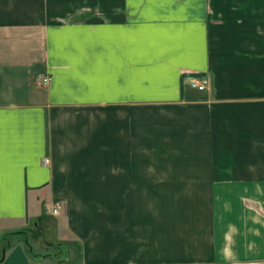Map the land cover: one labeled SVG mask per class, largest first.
<instances>
[{"label":"crops","instance_id":"1","mask_svg":"<svg viewBox=\"0 0 264 264\" xmlns=\"http://www.w3.org/2000/svg\"><path fill=\"white\" fill-rule=\"evenodd\" d=\"M157 105L176 106L174 125L154 110L175 157L151 155ZM169 165L179 191L210 198L187 224L189 259L264 264V0H0V222L17 226L0 233L44 205L65 211L85 262L91 245L101 262L131 260L142 228L132 200L121 222L119 198L150 196ZM96 197H111L110 228L93 227ZM30 251L11 238L0 264H53Z\"/></svg>","mask_w":264,"mask_h":264},{"label":"rangeland","instance_id":"2","mask_svg":"<svg viewBox=\"0 0 264 264\" xmlns=\"http://www.w3.org/2000/svg\"><path fill=\"white\" fill-rule=\"evenodd\" d=\"M184 87V86H183ZM186 88V87H185ZM187 92H192L187 90ZM146 109L153 110L150 113V122L152 125V157H164V156H176L174 130L172 129L171 142L167 145L161 143L162 128L160 123L166 118L161 116V112L154 111L155 109H171L169 115L171 124H175V105L169 106H151ZM165 114V113H164ZM146 117L145 119H147ZM143 140V139H142ZM164 168L165 166L153 165V168ZM171 175L163 176L158 174H152L153 188L151 195L148 197L136 196L129 197L127 195L120 196V219L121 222H126L128 219L126 216V207L128 202L134 201L132 205L137 214L135 218L136 226H140L141 231L136 235L135 258L131 260H123L119 263L101 262L98 260L96 248H92L91 245L88 249V256L90 261L85 262L83 258V244L76 237L71 236L70 233L64 231L60 223L64 222L65 211L58 213L56 217H52L46 211L45 206H42L44 211V217L39 219L31 218L26 222L24 227L17 229L15 233L16 237L8 235L7 232L0 233V246L4 247L11 238L21 239L25 238V243L32 247L30 251L31 255H34L36 259L44 258L53 264H213L214 261L205 262L203 260H191L190 254L197 252V246L189 244L190 242L185 238L187 236V224L191 223L192 216H198V207L201 205L209 206L210 198H202L192 196L188 190H178L177 188V176L175 174V165H169ZM163 176V177H162ZM88 201V199L84 198ZM114 202H115V198ZM43 198L40 201L43 202ZM49 199H47L48 201ZM95 210L97 212L95 217L94 226L109 227L111 224V197H96L95 198ZM29 216L33 214L30 198H28ZM59 206H62L60 200ZM144 205L150 211V236H149V248L147 254H144V237H143V214L142 208ZM40 207V206H38ZM40 209V208H39ZM62 209V208H61ZM124 210V211H123ZM36 220V224H33ZM123 220V221H122ZM1 223V222H0ZM0 226L6 228L5 231L12 229L16 225L10 224V222L1 223ZM17 227V226H16ZM19 227V226H18ZM16 229V228H15ZM13 231V230H12ZM11 231V232H12ZM97 232V229H96ZM21 233V234H20ZM91 234V231H90ZM92 241V239L90 240ZM191 243V242H190ZM100 249V248H99ZM150 257V260H144L145 256ZM132 257V256H131ZM163 258V259H161ZM94 260V261H93Z\"/></svg>","mask_w":264,"mask_h":264},{"label":"built area","instance_id":"3","mask_svg":"<svg viewBox=\"0 0 264 264\" xmlns=\"http://www.w3.org/2000/svg\"><path fill=\"white\" fill-rule=\"evenodd\" d=\"M49 80L48 77H42L40 79V82L45 84ZM182 84L186 86L187 88L195 91H202L205 89L207 83H208V77L206 75H199V74H192V73H187L184 74L182 77ZM46 162V159H42V163L44 164ZM59 209V204L58 202H54L53 207L51 208L50 212L52 214H56Z\"/></svg>","mask_w":264,"mask_h":264}]
</instances>
